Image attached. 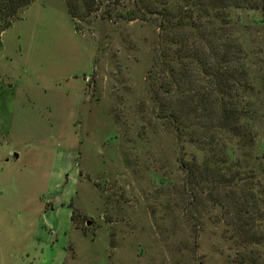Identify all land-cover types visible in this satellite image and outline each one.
Listing matches in <instances>:
<instances>
[{"label":"rangeland","instance_id":"374dc122","mask_svg":"<svg viewBox=\"0 0 264 264\" xmlns=\"http://www.w3.org/2000/svg\"><path fill=\"white\" fill-rule=\"evenodd\" d=\"M90 3L78 31L65 0H35L0 36V264H264V210L244 242L186 185L185 163L204 154L157 107L176 46L128 20L136 0ZM263 20L238 9L224 23L251 54L255 105ZM258 110L252 154L264 158Z\"/></svg>","mask_w":264,"mask_h":264},{"label":"trees","instance_id":"16d2710c","mask_svg":"<svg viewBox=\"0 0 264 264\" xmlns=\"http://www.w3.org/2000/svg\"><path fill=\"white\" fill-rule=\"evenodd\" d=\"M34 1L0 0V36ZM65 1L78 31V24L89 17L90 0ZM183 3L171 10L169 0H136L137 9L128 20L155 23L162 31V43L176 46L175 61L165 56L162 62L168 79L158 89L168 101L157 102L158 112L179 140L187 138L204 154L202 160L194 156L185 163L186 185L195 196L206 194L214 206L225 210L229 225L250 243L253 225L264 210V158L252 154L258 137V107L264 109V102L245 101L250 87L253 90L248 79L251 54L230 40L224 23L230 10L260 11L264 18V0ZM75 216L73 211V221Z\"/></svg>","mask_w":264,"mask_h":264}]
</instances>
